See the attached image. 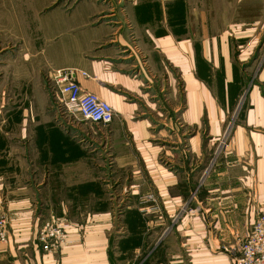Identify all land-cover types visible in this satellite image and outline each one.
I'll return each instance as SVG.
<instances>
[{
  "label": "crops",
  "instance_id": "crops-1",
  "mask_svg": "<svg viewBox=\"0 0 264 264\" xmlns=\"http://www.w3.org/2000/svg\"><path fill=\"white\" fill-rule=\"evenodd\" d=\"M159 1L134 0L122 10L138 26L146 63L126 54L128 34L111 26L116 8L99 25L91 1L41 22L45 63L75 69L80 86L113 107V122L102 127L130 199L117 217L90 151L61 129L17 146L3 145L0 132V215L10 222L0 264H235L240 238L264 215V62L238 111L250 74L236 61L233 40L240 42L238 59L256 51L250 36L256 28L264 36V0H167V8L183 5L184 23L178 15L183 25L172 36L146 22L158 15L146 7L156 3L158 10ZM30 12L34 37L40 25ZM153 122L164 126L156 131ZM186 129L194 131L188 139ZM224 133L220 161L191 197L208 146ZM187 202L195 211L168 229ZM51 219L69 223V244L57 255L44 253L37 239Z\"/></svg>",
  "mask_w": 264,
  "mask_h": 264
},
{
  "label": "rangeland",
  "instance_id": "rangeland-1",
  "mask_svg": "<svg viewBox=\"0 0 264 264\" xmlns=\"http://www.w3.org/2000/svg\"><path fill=\"white\" fill-rule=\"evenodd\" d=\"M88 1L99 7V10L92 18L95 25L106 23L108 19L105 15L112 14V12L106 10L114 8L118 10L113 17L117 22H111L113 24L111 26L117 29L123 27L121 31L125 29L124 33L128 34L129 46L126 54L137 55L141 63H146V53L140 43L141 38L139 37L138 26L128 17V14L125 15L126 12L122 11L126 4L132 5L134 0H0V132L5 136L3 145H8L10 142V145L16 146L22 142H25V145L34 144V137L37 141L41 140L39 136L47 135L53 127L68 133L75 141L90 151L88 156L93 162V167L99 168L100 177L105 182L104 186L113 197L114 213L117 217H123L122 212L127 207L128 199H130V189L128 186L123 187L119 180L115 166L116 160L112 154L111 143L109 142V129L102 127V125L99 128L88 121L82 120L78 113L74 115L64 109L57 97V90L54 84V73L57 68L45 63L42 54L44 46L42 39L43 37H48L42 32L41 27V22H44L45 16L54 11L65 14V12H70L78 5ZM167 3V0H160L158 10L155 6L156 3H152L151 6L148 4L149 6L146 8H154L155 13L158 11V15H153L151 20L148 16L146 22L150 24L153 32H170L169 35L172 36L176 32L175 30L180 29L183 25L177 26L178 15L181 16L180 21L183 18L182 23H184L181 9L183 5L181 4L182 1L181 3L175 1L167 8ZM134 7H136V11L139 8H143L142 5H135ZM31 9L36 11L35 21L36 24L40 25L38 35L34 37H31V33L27 29V24L33 23V17L30 15ZM190 11L193 14L192 8ZM118 12L120 13L118 14ZM139 22L145 24L144 19H139ZM140 27L145 28L142 25ZM190 28L195 30L194 21L190 24ZM191 30L190 34L193 33ZM145 31L143 30V32ZM250 37V45L253 44L252 40L255 39L254 37H257V42L255 43L256 51L251 54L250 58H241L242 60L238 59L240 42L233 40L235 59L238 63L244 64L249 69L250 74L249 86L241 98L238 111L241 109L240 107L249 87L255 81L254 77L259 67L264 62V36H260L259 30L256 28ZM122 49L126 48L122 46ZM153 123L156 131L164 126L156 125V122ZM193 132L186 129V138ZM23 135H26L24 137L25 140L18 138V136L22 137ZM94 135L97 137H93ZM202 135L204 138L208 135L204 128L202 129ZM226 138L227 133H224L222 137L212 141L210 146H208L210 154L207 157L205 156L202 161L201 185L196 187L194 191L192 190L191 197L198 193L200 187L202 189L205 178L215 168L216 163L220 161ZM204 141L206 143L208 141L207 138ZM35 159L38 163L41 162L39 158L35 157ZM160 160L166 163L164 158L161 157ZM148 195L153 196V199L149 200L154 201L151 205L159 206L160 208L161 204L157 196L154 193H149ZM144 199L139 201L141 210L145 209L143 207V205H146ZM193 211L195 209L192 207L191 202H187L175 217L168 220V229L176 226L186 213ZM117 220L119 221L118 218Z\"/></svg>",
  "mask_w": 264,
  "mask_h": 264
},
{
  "label": "built area",
  "instance_id": "built-area-1",
  "mask_svg": "<svg viewBox=\"0 0 264 264\" xmlns=\"http://www.w3.org/2000/svg\"><path fill=\"white\" fill-rule=\"evenodd\" d=\"M76 70L57 69L54 84L57 97L66 111L94 125H109L115 118L113 107L97 94L85 91L75 80ZM148 200L153 196L148 195ZM69 223L63 219L46 221L39 229L37 239L44 253L57 255L69 244ZM10 222L6 214L0 215V245L8 241ZM235 264H264V215H259L237 247Z\"/></svg>",
  "mask_w": 264,
  "mask_h": 264
}]
</instances>
